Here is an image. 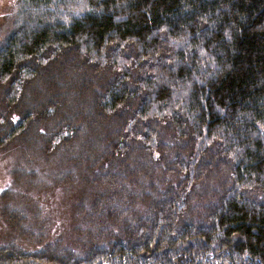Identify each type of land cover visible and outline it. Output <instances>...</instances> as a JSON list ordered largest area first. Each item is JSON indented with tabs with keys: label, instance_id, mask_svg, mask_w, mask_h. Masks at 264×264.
<instances>
[{
	"label": "trees",
	"instance_id": "obj_1",
	"mask_svg": "<svg viewBox=\"0 0 264 264\" xmlns=\"http://www.w3.org/2000/svg\"><path fill=\"white\" fill-rule=\"evenodd\" d=\"M8 24L0 147L87 194L77 241L36 251L5 206L0 264H264V0H19Z\"/></svg>",
	"mask_w": 264,
	"mask_h": 264
},
{
	"label": "rangeland",
	"instance_id": "obj_2",
	"mask_svg": "<svg viewBox=\"0 0 264 264\" xmlns=\"http://www.w3.org/2000/svg\"><path fill=\"white\" fill-rule=\"evenodd\" d=\"M18 1L0 0V28L9 25L8 19L14 14ZM8 87L1 88L3 90L2 96L7 92L9 93L11 86ZM26 95L27 93L24 95V100ZM0 104L1 107H5L1 100ZM23 107L25 106L23 105L21 110ZM0 114L4 113L0 111ZM14 118L19 121L18 117ZM0 122L2 125L3 121ZM3 135L4 133L0 132V142ZM10 144L11 141L9 140L3 147H0V215H3L2 210L5 206L9 210L10 207L26 208V205L31 207L27 225L33 231L35 230V233L42 235L40 237L41 243L37 244L32 251L41 250L53 242L77 241L78 234L70 231L71 221L74 208L82 204L87 194L84 182L81 180H55L53 177L45 175L44 164L36 160L40 151L37 143H27L28 148ZM50 164L57 171L63 170L56 161ZM55 165H60V167ZM62 181L67 182L61 184ZM10 189H12L11 192ZM43 206L45 207L43 210L47 225L38 223L36 214L38 208ZM76 212L78 214L77 208ZM4 221V218L1 219L0 217V247L12 246V242H14L12 240L14 234L7 224L2 223ZM60 226L61 230L58 229ZM47 232L50 234L48 238L45 237ZM17 240L19 239H16L15 243ZM23 243L26 247L28 246L27 243ZM44 243L46 244L44 245ZM19 245L22 246L20 243Z\"/></svg>",
	"mask_w": 264,
	"mask_h": 264
}]
</instances>
